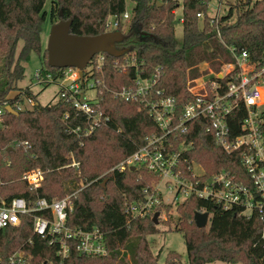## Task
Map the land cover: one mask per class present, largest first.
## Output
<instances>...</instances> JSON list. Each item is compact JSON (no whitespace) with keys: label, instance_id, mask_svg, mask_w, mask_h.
Masks as SVG:
<instances>
[{"label":"trees","instance_id":"trees-1","mask_svg":"<svg viewBox=\"0 0 264 264\" xmlns=\"http://www.w3.org/2000/svg\"><path fill=\"white\" fill-rule=\"evenodd\" d=\"M46 1L0 0V105L6 101L14 106L17 101L24 102L26 96L36 99L30 86H17V81L24 77L23 62L30 58L31 52L42 57L43 65L39 69L42 75L52 73L56 78L60 75V68L48 64L47 50L42 44L47 17L51 22L71 20L72 34L97 35L106 32L105 23L110 14L121 16L127 2L131 1L130 18L118 27L126 37L115 44L125 50L124 54L115 57L101 53L105 56L102 69L92 75L104 84L98 92L99 105L109 119L91 134L78 136L68 131L69 126L83 124L70 103L56 101L42 105L37 101L35 106L19 111L18 115L6 111L4 124L0 126V177L3 181L0 193L10 196L23 192L29 199L63 198L74 192L79 177L71 166L74 159L81 164L80 175L88 184L72 196L74 208L67 223L84 230L99 227L108 253L88 255L71 247L66 264H160L159 255L153 253L147 238L159 232L153 217L133 216L126 211L131 204L144 201V189L159 178L145 165L123 171L112 168L146 145L151 137L163 133L150 113L152 102L173 97L177 117L172 126L179 122L185 105L196 98L188 90V80L207 72L201 70L202 63H208L213 72H219L225 63L234 62L232 47L238 53L248 51L251 58L261 59L264 65V0L231 3L219 19L220 35L208 14L211 0H182L184 35L180 46L175 32L180 22L175 13L180 5L178 0H51L49 11L45 9ZM198 13H203L204 17H199ZM19 41L23 45L17 53ZM97 57L92 58L93 62ZM133 57L141 77H151L157 68L161 75L144 96L125 99L116 92L135 86L137 73L135 64L130 63ZM239 72L237 68L217 79L225 85ZM14 90L16 94L11 95ZM65 112L70 114L67 121H63ZM241 117L243 112L235 125L232 118L229 121L234 134L240 131ZM208 124V118L197 117L187 122L184 131H173L165 142L168 151L180 152V169L187 177L195 161L209 176L224 171L240 179L245 173L240 151L226 152L214 134L207 131ZM183 145L189 148L182 149ZM58 166L63 167V176L47 179L36 190L29 189L21 179L22 173L31 168ZM107 170L110 171L98 179ZM104 178L108 180L106 186L102 185ZM177 204L178 213L170 214V219H175V231L184 235L187 260L170 250L164 264L214 261L264 264L262 222L258 215L248 218L239 208L225 209L216 201L192 195ZM197 211L210 213L209 225L197 227L194 222ZM34 215L50 216L44 211L34 212ZM20 250L30 254V264H57L61 260L58 245L49 244L48 238L34 232L31 216L22 215L18 226L0 228V254L4 257L0 264H10L7 257Z\"/></svg>","mask_w":264,"mask_h":264},{"label":"built area","instance_id":"built-area-1","mask_svg":"<svg viewBox=\"0 0 264 264\" xmlns=\"http://www.w3.org/2000/svg\"><path fill=\"white\" fill-rule=\"evenodd\" d=\"M132 6L128 7L127 4L121 16L110 14L105 23L106 31L118 30L120 25L127 22ZM222 10L219 7L215 15H210L211 22L216 26L219 35L218 22L224 15ZM198 16L202 18L204 14L198 13ZM179 20L183 21V15ZM230 49L235 59L234 62L225 63L219 72L212 71L210 75L188 80V90L196 98L185 105L179 122L175 126H172L177 117L173 97H163L151 103L150 113L163 133L151 137L146 145L121 161L114 169L123 171L127 168L145 165L159 177L161 183H169L166 185L170 189L175 188L176 198L179 194H183L184 198L192 195L216 201L225 209L239 208L241 213L248 218L258 215L262 222L260 237L264 248V65H261V59L251 58L246 50L238 53L234 48ZM97 55L96 61L93 62L91 59L85 67L82 77L77 67L60 68V75L57 78L52 73L42 75L39 70L36 73L37 84L45 86L56 82L59 87L56 101L70 103L76 110V116L82 118L83 124L68 128L70 133L78 136L91 134L97 126L109 119L99 105L98 92L104 84L100 78L92 76L102 69L105 59L101 53ZM130 63L135 64L134 69L137 73L135 86L116 92V95L125 99L138 95L144 96L161 75L160 68H157L151 77H141L138 73L139 65L134 57L130 59ZM237 68L240 72L233 80L225 85L218 81L217 78H224ZM91 87L97 88V98L90 100L82 95ZM36 103L37 100L32 96H26L24 102L17 101L14 106L5 101L0 105V126L4 124L3 115L7 111V106L10 105L19 112L32 108ZM241 112H243V117L240 119V131L234 134L233 125L231 126L229 121L232 118L235 125ZM69 117V112H65L63 121H67ZM197 117L208 118L207 131L214 134L216 141L226 152L240 151L241 162L245 168V173L240 175L242 176L240 179L224 171L209 176L205 169L196 167L199 164L195 161L189 167L190 177L183 174L180 169V152L168 151L165 142L173 131L178 129L184 131L187 128V122ZM189 145H183L182 149L189 148ZM76 164L75 162L73 165ZM44 170L37 168L24 172L22 178L29 189L36 190L41 186L40 183L45 175ZM0 185H3L1 177ZM151 191V187H146L144 189L145 200L131 204L126 209L127 213L139 217H153L158 208L156 205L160 202L157 187ZM77 192L74 191L63 198L52 200L42 196L29 199L23 192L10 196L0 193V228L20 225L22 215L33 217L34 232L48 238L49 244L58 245L61 260L57 264H66L65 259L69 256L71 247H75L83 254L106 255L108 248L104 234L99 227L84 230L72 228L67 223L68 215L74 208L71 198ZM39 211L48 212L50 216L34 215V212ZM30 258L29 253L20 250L10 254L7 261L10 264H30ZM3 259L4 257L0 254V263Z\"/></svg>","mask_w":264,"mask_h":264},{"label":"rangeland","instance_id":"rangeland-1","mask_svg":"<svg viewBox=\"0 0 264 264\" xmlns=\"http://www.w3.org/2000/svg\"><path fill=\"white\" fill-rule=\"evenodd\" d=\"M178 1H179L180 5L176 9V15L178 18H181L183 15V10H182L183 4H182V0H178ZM235 1L236 0H211L209 3V7H208V14L209 15H215L217 12V9L219 7H221V10L223 9L222 13L226 14L227 9L231 5V3H234ZM127 4H128V7H131L133 5V3L131 1H128ZM50 5H51V0H47L46 4H45V9L47 11H49ZM55 20H56L55 22H53V21L51 22L49 17H47L45 28L42 32V44H43L44 48L47 47L49 32H50L52 24L58 22L57 19H55ZM175 32H176L177 43L180 46L182 44L183 35H184L183 34V24L181 21L177 24ZM22 45H23V42L19 41V43L17 45V53L21 49ZM23 65L25 67L24 77L20 78L17 81V86L18 87L30 86L31 89L33 90L34 94H35L37 101L42 105H48V104L54 103L58 97L57 96L58 89H59L58 84L56 82H51V83L47 84V86H43V85L36 83V81H37L36 80V73L38 72V70L43 65L41 55H39L35 51L31 52L30 58L27 61H24ZM200 68H201V70L207 71V72H204L205 74L203 73L201 76L210 75L212 73V69L209 68L208 63H202L200 65ZM221 70H222V68H221ZM16 92H17V90L12 91L11 95L16 94ZM82 96L83 97L85 96L87 99H90V100L96 99L97 98V88H95V87L88 88L83 93ZM75 162L77 164L73 165ZM72 163H71L72 164L71 166H73V168H75L76 174L79 175L77 182H76L75 186L73 187V191H80L88 183H86V179L82 175H80L81 174V164L78 161H75L74 159H73ZM199 165H201V164H199ZM199 165L196 166L198 169H201V168L204 169V167L202 165L201 166H199ZM37 168L45 169L44 170L45 171L44 179L41 181L40 185H43L47 179L54 178V176H57V177L63 176V167L62 166H58L55 169H50V168H46V167H36V168L34 167L31 169H37ZM114 168H115V166L112 169H114ZM31 169H29V170H31ZM112 169H110V170H112ZM110 170L102 172V174L98 177V179L103 178ZM52 171H54V172L51 173ZM24 172L22 173V175L24 174ZM21 179L23 181H25L22 178V176H21ZM107 181H108L107 178H104V180L102 181V185L106 186ZM25 183H26V181H25ZM166 184L169 185V183H165V182L161 183L160 179H158L157 181H152L150 184L152 191H153V189H155L157 187L158 192H159L158 199H159L160 204L156 205V207L158 206L156 212H159L160 215H159V223L157 224V226L159 228V232L156 234L148 235L147 238L149 240V245H150V248L152 249L153 253L156 255L157 254L159 255V263L160 264H164L166 255L170 250H174V251L180 253L182 255V259L187 260V249H186L184 235L182 232L175 231V228H176L175 227V219H170V214L177 215V213H178L177 212V208H178L177 202H181L185 198H184L183 194H179L176 198L175 188L170 189ZM165 205H170L171 208L168 209V207L167 206L165 207ZM170 220H173V221H171V223H167V221H170ZM207 225H209V222ZM209 264H244V263H242V262L228 263V262H224V261H214V262H211Z\"/></svg>","mask_w":264,"mask_h":264},{"label":"water","instance_id":"water-1","mask_svg":"<svg viewBox=\"0 0 264 264\" xmlns=\"http://www.w3.org/2000/svg\"><path fill=\"white\" fill-rule=\"evenodd\" d=\"M63 16V11H60ZM71 20L60 19L52 24L48 43L47 54L48 64L56 68L77 67L80 70V76H83L85 67L91 59L100 53L119 57L124 54L125 50L118 49L115 44L125 39L126 35L120 31H106L97 35H75L70 33ZM6 110L18 115L12 106H7ZM159 212L153 216L155 224L159 223ZM210 218L208 211H197L194 215V222L199 228L207 226Z\"/></svg>","mask_w":264,"mask_h":264},{"label":"crops","instance_id":"crops-1","mask_svg":"<svg viewBox=\"0 0 264 264\" xmlns=\"http://www.w3.org/2000/svg\"><path fill=\"white\" fill-rule=\"evenodd\" d=\"M37 100V99H36Z\"/></svg>","mask_w":264,"mask_h":264}]
</instances>
